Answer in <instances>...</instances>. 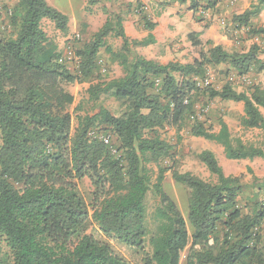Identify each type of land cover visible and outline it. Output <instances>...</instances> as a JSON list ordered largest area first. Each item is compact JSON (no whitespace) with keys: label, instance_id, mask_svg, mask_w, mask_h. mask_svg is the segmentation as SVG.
<instances>
[{"label":"trees","instance_id":"trees-1","mask_svg":"<svg viewBox=\"0 0 264 264\" xmlns=\"http://www.w3.org/2000/svg\"><path fill=\"white\" fill-rule=\"evenodd\" d=\"M164 5H188L199 18L200 9L214 12L218 2L162 0ZM139 13L143 6L137 4ZM264 10V0L231 17L233 29L264 40V27L252 21ZM151 32L155 24L141 16ZM48 20L62 34L65 15L46 0H16L7 15L10 35L0 30V264H130L121 250L140 257L141 264H264V203L257 195L238 204L243 193L240 177L225 176L214 154L202 151L198 160L216 178L208 183L189 174L171 172L189 190L187 222L176 203L163 191V163L173 147L159 130L181 129L190 123L193 137L214 142L227 160L264 158V90L252 85L247 93L225 83L220 89L200 88L210 68L227 66L238 76L264 71L259 46L247 52H227L219 45H202L191 63L165 65L134 54L133 48L154 43L130 40L118 15L107 17L93 40L75 52L78 67L68 72L61 53L41 27ZM108 36L122 42L118 53L105 46ZM203 46L208 47L203 49ZM104 49L119 62L123 76L92 84L100 77L99 53ZM90 83V101L102 95L124 106L115 116L100 108L94 115L76 117L73 128L68 109L73 96L64 86ZM241 103L243 129L263 132L262 146L232 138L218 119L219 129L198 120L195 101ZM158 162L155 183L149 164ZM92 187L90 204L78 183ZM156 205L148 215L147 200ZM92 221L98 235L86 233Z\"/></svg>","mask_w":264,"mask_h":264},{"label":"rangeland","instance_id":"rangeland-1","mask_svg":"<svg viewBox=\"0 0 264 264\" xmlns=\"http://www.w3.org/2000/svg\"><path fill=\"white\" fill-rule=\"evenodd\" d=\"M228 1V0H222ZM47 4L65 15L68 19V31L66 34L59 32L53 23L44 20L41 27L49 40L53 42L57 50L61 53L62 59L66 65L68 72L75 73L78 67V59L75 52L93 40L94 35L103 26L107 17L110 15H118L121 19L122 26L126 35L131 39V32L136 29L138 19L141 16L154 13L153 5L155 3L139 4L143 6V10L139 13L137 8V0H46ZM256 0L252 1L254 4ZM158 3V1H156ZM16 0H0V30L6 36L10 35L7 22L10 9L14 7ZM153 11V12H152ZM229 18L223 20V29H217L216 37H225L227 43L220 45L225 51L231 52H247L253 45L259 46V58L264 61V40L256 37H249L244 29H233L231 22V12L229 7ZM234 16V15H233ZM219 21V20H218ZM254 27H264V14L258 16L252 21ZM223 30V31H222ZM129 33V35H128ZM135 33L139 35L141 32L136 29ZM225 41V40H224ZM220 41V44H222ZM212 43V41H209ZM121 40L113 36L105 39V46L109 47L115 54L121 48ZM161 47H148L143 54L142 48H133V53L146 60H151L159 64L165 65L169 62H177L180 64L191 63L198 58L201 48L194 51L189 47V41L175 40L171 43H162ZM185 44V45H183ZM214 44V43H212ZM202 45H205L202 43ZM208 47L203 46V49ZM141 49V50H139ZM100 67V80L96 79L92 84L101 81H109L119 79L123 76V70L119 62L113 61L111 56L102 49L98 55ZM228 83L238 93H247L252 85H256L264 90V71L238 76L225 65L210 68L206 77L201 80L198 85L200 88L220 89L222 85ZM90 83H76L74 85L64 86L65 91L73 96V103L68 109L72 116L73 128L76 126V117L85 115H94L98 113L100 108L109 110L113 115H120L124 106L114 100L112 97L102 95L98 101H90L87 90ZM263 117L264 112L260 110ZM195 112L198 120L205 123V127H211L212 132L219 129L218 119H222L228 127L232 138L240 139L243 143L262 146L263 132L259 129L245 130L240 125L243 116V106L241 103L222 102L218 99L208 101L205 97H198L195 101ZM191 122L184 124L181 129L165 128L159 130L160 138L168 142L173 147V157L163 163V167L170 168L164 174L163 191L177 205L182 217L187 222L189 190L177 184L171 177V172L176 170L178 173H189L202 181L215 183L216 178L212 176L205 166L198 160L197 156L202 151H210L214 154L218 164L222 168L223 174L227 176L240 177L243 184V193L239 196L238 204L243 208L246 198L257 195V199L264 203V158H255L253 160H227L223 154V149L214 142L207 141L203 138L193 137L189 133ZM152 174V182L155 183L157 177L158 162L153 160L149 164ZM78 190L82 198L87 204H90L92 187L87 179L78 183ZM156 205L155 198L149 196L147 200L148 215L150 217ZM86 233L98 235L96 225L90 220L86 225ZM263 246H264V229H263ZM122 254L127 258L130 264H141L140 257L134 253L121 250ZM186 254L184 251L180 258L179 264H186Z\"/></svg>","mask_w":264,"mask_h":264},{"label":"crops","instance_id":"crops-1","mask_svg":"<svg viewBox=\"0 0 264 264\" xmlns=\"http://www.w3.org/2000/svg\"><path fill=\"white\" fill-rule=\"evenodd\" d=\"M139 1H141L143 4L146 5L148 3H155L153 5L154 13H150V15L148 16L145 14L143 15L151 23L155 24L154 29L151 32L147 31L144 28L142 19L139 18L138 25H136V29H138L141 33L137 35V33H135L136 29H133V31L130 34L131 35L130 40L138 41V42L146 39L148 34H151L153 36L154 39L153 44L144 47H137V48H142L144 54L146 51H148L145 50L148 47H153V46L161 47V45L164 46V44L162 43L165 42L171 43L175 40L184 41V42L189 41V47L191 49H194V51H198L196 50V48L198 47H193L190 42V39L188 37L190 34H194L197 40H199L200 43L203 44L212 41V43H214L213 45L215 46L224 45L227 43L226 38L224 36L216 37L215 32L217 31V29H223L222 28L223 26L221 27V25L224 24L223 20L230 19L228 12L229 7H230L231 16L240 15L249 9L253 0H228V1L220 2L216 7L215 11L211 12L208 21H202V22L199 21V18H197L196 15H194L193 12H191L188 9L187 4L179 5L174 3V4L164 5L162 0H137L138 4ZM156 1H158V3H156ZM263 14H264V10L260 13L259 16L262 17ZM220 41H224V42H221L222 44H220Z\"/></svg>","mask_w":264,"mask_h":264},{"label":"built area","instance_id":"built-area-1","mask_svg":"<svg viewBox=\"0 0 264 264\" xmlns=\"http://www.w3.org/2000/svg\"><path fill=\"white\" fill-rule=\"evenodd\" d=\"M206 1L210 2V3H212V2H218V3L222 2V0H206ZM198 16L201 17V18L206 19V18L210 17V13L205 11V10H203V9H200L199 12H198Z\"/></svg>","mask_w":264,"mask_h":264}]
</instances>
